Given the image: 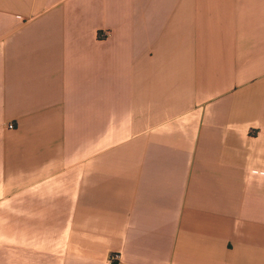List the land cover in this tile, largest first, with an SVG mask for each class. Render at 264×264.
Here are the masks:
<instances>
[{
  "label": "crops",
  "instance_id": "crops-1",
  "mask_svg": "<svg viewBox=\"0 0 264 264\" xmlns=\"http://www.w3.org/2000/svg\"><path fill=\"white\" fill-rule=\"evenodd\" d=\"M0 264H264V0H0Z\"/></svg>",
  "mask_w": 264,
  "mask_h": 264
},
{
  "label": "built area",
  "instance_id": "built-area-1",
  "mask_svg": "<svg viewBox=\"0 0 264 264\" xmlns=\"http://www.w3.org/2000/svg\"><path fill=\"white\" fill-rule=\"evenodd\" d=\"M8 127H9L10 129H13L15 126H14V124H10Z\"/></svg>",
  "mask_w": 264,
  "mask_h": 264
}]
</instances>
